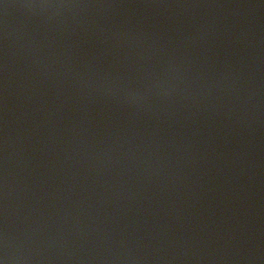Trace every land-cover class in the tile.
Listing matches in <instances>:
<instances>
[{"label": "water", "instance_id": "obj_1", "mask_svg": "<svg viewBox=\"0 0 264 264\" xmlns=\"http://www.w3.org/2000/svg\"><path fill=\"white\" fill-rule=\"evenodd\" d=\"M0 264H264V0H0Z\"/></svg>", "mask_w": 264, "mask_h": 264}]
</instances>
